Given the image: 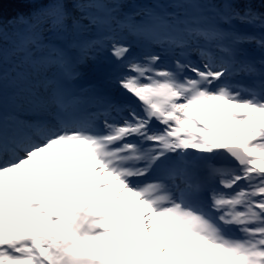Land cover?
I'll use <instances>...</instances> for the list:
<instances>
[{
  "label": "snow or ice",
  "instance_id": "snow-or-ice-1",
  "mask_svg": "<svg viewBox=\"0 0 264 264\" xmlns=\"http://www.w3.org/2000/svg\"><path fill=\"white\" fill-rule=\"evenodd\" d=\"M9 2L0 264H264V0Z\"/></svg>",
  "mask_w": 264,
  "mask_h": 264
},
{
  "label": "rangeland",
  "instance_id": "rangeland-1",
  "mask_svg": "<svg viewBox=\"0 0 264 264\" xmlns=\"http://www.w3.org/2000/svg\"><path fill=\"white\" fill-rule=\"evenodd\" d=\"M85 72L87 81H95L102 75V73H99L92 68L85 69Z\"/></svg>",
  "mask_w": 264,
  "mask_h": 264
},
{
  "label": "trees",
  "instance_id": "trees-1",
  "mask_svg": "<svg viewBox=\"0 0 264 264\" xmlns=\"http://www.w3.org/2000/svg\"><path fill=\"white\" fill-rule=\"evenodd\" d=\"M3 7L5 12L9 15L18 10V7L10 3L9 0H3Z\"/></svg>",
  "mask_w": 264,
  "mask_h": 264
}]
</instances>
